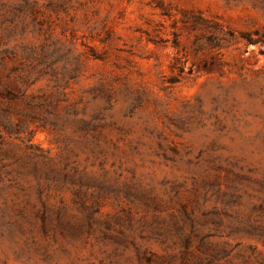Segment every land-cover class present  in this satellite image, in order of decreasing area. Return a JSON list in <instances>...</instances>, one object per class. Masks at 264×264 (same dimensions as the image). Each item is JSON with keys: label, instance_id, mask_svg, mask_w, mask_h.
<instances>
[{"label": "rangeland", "instance_id": "1", "mask_svg": "<svg viewBox=\"0 0 264 264\" xmlns=\"http://www.w3.org/2000/svg\"><path fill=\"white\" fill-rule=\"evenodd\" d=\"M0 264H264V0H0Z\"/></svg>", "mask_w": 264, "mask_h": 264}]
</instances>
